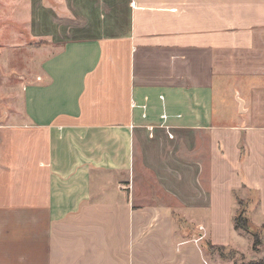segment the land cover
<instances>
[{"label":"crops","instance_id":"obj_1","mask_svg":"<svg viewBox=\"0 0 264 264\" xmlns=\"http://www.w3.org/2000/svg\"><path fill=\"white\" fill-rule=\"evenodd\" d=\"M61 1L74 25L31 10L63 44L0 78V264H232L206 237L252 256L232 212L264 225V0Z\"/></svg>","mask_w":264,"mask_h":264},{"label":"rangeland","instance_id":"obj_2","mask_svg":"<svg viewBox=\"0 0 264 264\" xmlns=\"http://www.w3.org/2000/svg\"><path fill=\"white\" fill-rule=\"evenodd\" d=\"M31 2L35 5L43 4L45 7L53 8V19L57 23L65 25H74L75 21L79 20V16L74 15L71 7L65 5L63 1L59 0H0V78L2 74L10 73V78L16 77L13 72L29 75V79L34 77V73L38 70L39 61L45 55L55 49L59 48L63 44V40H57L54 36L41 34L43 27L44 14H35L31 10ZM52 4H51V3ZM100 4L107 8L103 0H99ZM29 3V28L27 23L18 22L16 17L18 13L24 14L26 12V5ZM51 4V5H50ZM33 18L36 20V29L33 30L31 26ZM77 23V22H76ZM59 30V27L57 28ZM20 79V78H19ZM137 165L140 166L138 160ZM126 175H122L121 178H125ZM137 179V184L142 185L143 179L140 182ZM150 182L152 185V192L154 195L160 192L162 195H166L163 191L155 185L153 176L148 172L146 176V182ZM154 183V184H153ZM253 196V194H252ZM163 200V199H160ZM172 201V199H170ZM251 200H256L253 196ZM165 201V200H164ZM175 201H172L174 203ZM235 212H232V224L236 228V218L239 213H242L244 217H247V201L246 199L237 197L235 198ZM224 209H231L227 203ZM248 218V217H247ZM249 230L242 228L241 232L251 239V255L249 253L241 252L235 249L233 246H225L222 249H217L214 246L208 245L209 238H204V245L212 253L220 256L221 258L228 259L232 264H257L264 261V225H258L255 223L250 224ZM226 242L239 246L243 250L248 248L250 240L239 234H235L234 229L229 230L226 225L218 232ZM254 240L256 241V248H254Z\"/></svg>","mask_w":264,"mask_h":264},{"label":"trees","instance_id":"obj_3","mask_svg":"<svg viewBox=\"0 0 264 264\" xmlns=\"http://www.w3.org/2000/svg\"><path fill=\"white\" fill-rule=\"evenodd\" d=\"M236 228H242L244 230H249L251 227H250V222H249V219L247 217H244L242 215V213H239L237 218H236ZM254 248H256V241L254 240ZM208 245H211V246H214L216 247L217 249H222L224 246H220V245H213L212 243H208Z\"/></svg>","mask_w":264,"mask_h":264},{"label":"built area","instance_id":"obj_4","mask_svg":"<svg viewBox=\"0 0 264 264\" xmlns=\"http://www.w3.org/2000/svg\"><path fill=\"white\" fill-rule=\"evenodd\" d=\"M163 116H166V114H164ZM171 136H173V134L172 133H169Z\"/></svg>","mask_w":264,"mask_h":264}]
</instances>
